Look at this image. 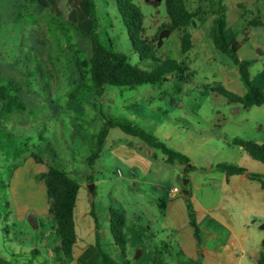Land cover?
I'll list each match as a JSON object with an SVG mask.
<instances>
[{
	"label": "rangeland",
	"instance_id": "obj_1",
	"mask_svg": "<svg viewBox=\"0 0 264 264\" xmlns=\"http://www.w3.org/2000/svg\"><path fill=\"white\" fill-rule=\"evenodd\" d=\"M93 1L99 38L110 40L113 49L125 53L132 64L150 70L153 61L140 59L132 50L117 0ZM134 3L143 15V37L157 42L162 33L154 47L156 57L182 62L188 78L171 76L132 87L106 85L98 95L89 78L86 34L91 23L82 0H0V247L23 251L51 240L47 233L42 236L54 221L44 182L37 177L50 165L63 169L78 184L77 244L95 239V223L99 231L110 232L112 206L125 216L132 247L140 240L144 246L163 239L174 254L177 233L181 241L192 234L184 207L187 199L198 222L204 224L201 219L206 214L214 215L245 232L246 247L264 241V188L258 180L236 174L226 182L215 167L228 162L264 174V163L231 141L238 137L264 143V105L230 102L213 89L220 83L237 94L244 91L236 67L214 49L208 35L216 0H184L190 22L172 30L165 26L169 17L164 0ZM222 8L227 27L236 31L240 41L246 22L264 12V0H223ZM184 30L191 39L186 52L181 50ZM263 38L264 27L251 29L238 55L255 56ZM11 98L21 107L12 104L7 110L5 102ZM100 113L128 119L163 146L186 155V164L194 168L166 162L160 147L119 127L108 129L90 165L87 157L103 121ZM173 187L179 189L175 201L170 199ZM30 215L42 222V228L34 229ZM13 235L18 244L8 241ZM100 239L99 245L106 247L105 237ZM161 255L167 264H175L168 254Z\"/></svg>",
	"mask_w": 264,
	"mask_h": 264
},
{
	"label": "trees",
	"instance_id": "obj_2",
	"mask_svg": "<svg viewBox=\"0 0 264 264\" xmlns=\"http://www.w3.org/2000/svg\"><path fill=\"white\" fill-rule=\"evenodd\" d=\"M82 1L85 3L86 12L91 23L86 36L90 40L89 78L96 94L100 95L106 85L132 87L141 83H160L171 76H179L181 80L188 78L184 74L186 66L182 62L156 57L154 47L157 42L155 40L149 42L143 37V15L134 0H117V7L121 21L128 30L133 52L138 53L140 59L149 58L153 61L150 70L132 64L125 53L113 49L110 40L105 41L99 38L96 31L95 3L93 0ZM222 2L223 0H216V6L213 9V16L208 27V35L214 49L224 54L231 64L236 67L244 91L237 94L226 89L220 83L216 84L213 89L225 96L230 102H239L245 106L264 105V65L256 74H250L249 66L252 59L239 57L238 49L241 42L237 39L236 31L226 25ZM164 4L169 17V22L165 24L168 29L172 30L188 25L192 15L186 9L184 0H164ZM248 25L262 26L264 21L259 16H254L248 21ZM180 38L181 50L186 52L191 47L190 33L184 30ZM5 103L7 110L12 107V104L21 107V104L14 98L7 100ZM100 116L103 121L95 137L94 149L87 157V162L90 165L97 158L110 127H119L127 134L139 136L148 144L160 147L165 154L164 160L166 162L173 163L177 161L183 164L188 162L186 155L163 146L151 134L144 132L128 119L124 117H106L102 113H100ZM231 141L233 144L240 145L251 158L264 163V143L259 145L238 137L232 138ZM189 167L190 169L194 168L193 166ZM215 167L226 176L245 173L247 178L258 180L261 187L264 188V174L247 172L244 167L228 162H219ZM37 177L44 182L48 199V212L52 215L54 233L59 239V244L55 250L61 252L64 260L70 261L72 259V248L76 241L73 211L78 184L63 169L51 165L45 171L40 172ZM186 206L188 222L193 235L198 241L199 227L195 210L189 199L186 200ZM90 211L93 212L92 209ZM108 219L112 239L121 253H124L126 249L125 216L116 208L109 206ZM94 246L98 253V264L116 263V260L100 247L98 240L95 241ZM22 264H31V262ZM258 264H264V250L260 252Z\"/></svg>",
	"mask_w": 264,
	"mask_h": 264
},
{
	"label": "crops",
	"instance_id": "obj_3",
	"mask_svg": "<svg viewBox=\"0 0 264 264\" xmlns=\"http://www.w3.org/2000/svg\"><path fill=\"white\" fill-rule=\"evenodd\" d=\"M256 16H259L260 19L264 21V12L259 11ZM257 27H264V25L252 26L248 25V22H246L244 25L245 34L241 36L240 47L249 39L251 29ZM255 51L256 55L250 58L252 59V63L249 66L251 75L256 74L264 65V38L263 44L257 45ZM251 69H253L252 72ZM185 165L190 166L187 164ZM233 175L235 174L225 175L226 182H228ZM236 175H240L242 178L246 177L245 174ZM177 176L179 175L177 174ZM171 195L170 199L175 201V194L171 193ZM184 207L186 210L187 223L190 226L186 202L184 203ZM29 217L34 229L42 228L43 224L36 216L30 215ZM73 219L75 226L74 211ZM201 220L205 223L202 224L200 223L201 221L198 222L196 220L199 227V240L197 241L193 235L192 228V234L184 241L180 240L181 235L177 233V238L174 239V241L178 249L176 252H173L174 254L171 253L169 249L170 246L167 245V242L163 239H159L158 242L155 243L144 245L145 247L142 245L143 240H140L138 246L135 245L132 247L128 241L125 227L126 249L124 253H121L118 246L114 243L111 233L107 232V230L102 232L99 231L95 223V239L87 244H77L76 234V241L72 248V259L70 261L64 260L61 252L55 250L59 244V239L54 233V227L52 229L50 227L47 231H42V236H45V233H47L51 237V240L48 242L44 241L42 246L32 245L30 249H25L23 251L14 246L8 249L6 247H0V264H22L25 262H31V264H98V253L94 244L96 240L101 244L100 235H103L106 239V247L105 245L104 247L100 245V247L116 260L115 264H167V260L161 255L162 253L168 254V256L175 261V264H188V262L194 264H258L260 252L264 250V241H259L256 246L246 247L243 242L245 232L233 229L214 215L206 214ZM137 236L141 235L137 234ZM7 238L9 242L11 240L13 243L18 244L15 235ZM137 247H140L139 252L134 256L131 255ZM198 248L200 249L198 250ZM143 252L147 254L145 257H143ZM150 253L153 254L151 255ZM28 255H30V257H28ZM177 255L185 257L188 262L180 261Z\"/></svg>",
	"mask_w": 264,
	"mask_h": 264
},
{
	"label": "water",
	"instance_id": "obj_4",
	"mask_svg": "<svg viewBox=\"0 0 264 264\" xmlns=\"http://www.w3.org/2000/svg\"><path fill=\"white\" fill-rule=\"evenodd\" d=\"M161 37H162V33H159V34H158L157 44H159V42H160V40H161ZM186 182H187V179L183 178V180H182V184L185 185ZM90 187H91V192H92V186L90 185ZM182 192L185 194L186 198L189 197V195H188V190H187L186 188H183V189H182Z\"/></svg>",
	"mask_w": 264,
	"mask_h": 264
},
{
	"label": "built area",
	"instance_id": "obj_5",
	"mask_svg": "<svg viewBox=\"0 0 264 264\" xmlns=\"http://www.w3.org/2000/svg\"><path fill=\"white\" fill-rule=\"evenodd\" d=\"M179 191V189L177 188V187H173L172 189H171V193H177Z\"/></svg>",
	"mask_w": 264,
	"mask_h": 264
}]
</instances>
